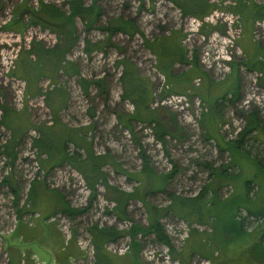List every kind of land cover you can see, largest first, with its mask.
Instances as JSON below:
<instances>
[{"label":"rangeland","instance_id":"rangeland-1","mask_svg":"<svg viewBox=\"0 0 264 264\" xmlns=\"http://www.w3.org/2000/svg\"><path fill=\"white\" fill-rule=\"evenodd\" d=\"M40 1L68 11L67 0H0V264H10L11 257L16 264H96L88 232L91 225L127 232L133 225L147 227L148 207L151 211L166 208L169 193L186 198L200 192L205 198L214 194L217 201L199 215L190 216L191 224L171 213L159 219L175 257L169 245L157 241L154 233L140 232L134 239L139 244L138 254L134 255L128 235L103 245L113 256L111 263L165 264L163 256L169 255L173 264H255L256 259L247 257L246 250L255 242H264V219L246 216L244 238L231 239L223 232L231 230L233 211L248 199H253L248 205L252 211L264 209V132L259 128L251 131L242 143L244 155H235L236 160L222 148L226 141L237 137L250 111L264 125V78L245 69L241 51L243 46L254 48L252 42L264 48V24L253 21L246 31V18L240 26L238 16L225 14L223 8L230 4L225 0H208L224 13L199 22L195 16L183 17L166 0H82L85 5L95 4L100 14L88 30L86 21L75 18L78 41L66 57L90 82L88 95L82 92L76 77L59 74L57 79L67 90L59 118L69 126L89 127L86 136H91L93 150L111 155L116 168L104 167L109 184L126 192L138 188L140 195L144 194L148 207L143 201L130 200L126 217L119 219L103 186L99 185L90 199V191L75 169L67 164L44 167L43 156L33 147L38 133L31 125L51 124L50 111L43 96L24 94L25 82L13 76L11 70L19 53L29 49L32 41L46 47L59 43L58 34L29 23V8L37 9ZM18 13L22 15V31L5 29L8 22L17 20ZM118 18L132 19L139 33L110 35L105 28L115 25ZM173 31L182 35L187 58L191 60L195 54L198 78L189 83L185 100L164 105L161 101L176 93L166 88L164 77L155 67V56L143 38L153 40ZM86 39L102 46V50L96 48L86 54ZM122 58L131 60L138 74L152 83L151 107L159 109L170 131L163 142L145 123L132 121L128 131L118 122L119 115L133 110L129 101L121 99L122 67L117 62ZM189 68L190 64H175L173 74ZM50 85L48 79L40 80L42 92ZM228 90H235L234 95L224 94ZM3 107L17 112L20 121L11 126L18 134L30 127L13 148V161L3 153L11 132L1 122ZM89 111H94V118L89 117ZM5 117L9 122L15 118L11 113ZM69 148L73 150L72 145ZM148 173L153 175L148 177ZM33 183L39 195L36 206L28 198ZM64 201L83 211L74 217L62 213ZM205 212L210 218H205ZM244 214V209H239L237 216L241 219ZM221 235L223 240H217ZM213 248V261L201 256Z\"/></svg>","mask_w":264,"mask_h":264},{"label":"trees","instance_id":"trees-1","mask_svg":"<svg viewBox=\"0 0 264 264\" xmlns=\"http://www.w3.org/2000/svg\"><path fill=\"white\" fill-rule=\"evenodd\" d=\"M97 0H93L95 3ZM154 2L156 0H148ZM172 3L181 13L183 17L195 16L197 19L202 20L212 9H219L217 4L209 2L208 0H166ZM223 2L224 0H218ZM229 1L227 7H224L225 12L231 15L238 16L239 19L250 17L249 10L250 0H225ZM68 11L62 10L60 7L40 1L37 9L29 8L30 21L32 25H38L42 29H48L59 35V43L54 44L51 47H46L40 41H32L29 49L22 50L17 58L14 70H11L13 76L22 79L25 82L24 94L28 97H34L41 95L44 98V104L50 111L51 124L40 123L31 125L38 136L33 139V147L37 150L38 154L43 156L42 164L44 167L61 166L63 164L69 165L75 169L81 177L84 179L91 197L96 195L99 185L103 186L107 193L110 195L111 201L114 202L113 212L117 218L123 219L126 217V208L130 200H140L148 207L144 197L140 195V190L135 188L132 192L123 191L116 186L109 184L107 180V174L104 171L106 165H110L113 169L115 162L108 152L102 154L96 153L92 147L91 136L87 138V126L73 127L66 125L59 118V113L64 109L67 101V90L57 79L59 74H64L68 77H76V81L79 84L82 92L88 95L89 81L80 76V72L75 62L68 60L66 55L71 48L76 45L78 41V35L74 25L75 18H80L82 21H86L85 25L88 30L98 18L100 11L95 4L85 5L82 0H67ZM249 4V5H248ZM254 5V4H253ZM258 9L253 11V21H259L264 24V4L260 7L256 4ZM22 13V12H21ZM18 13L16 21L14 19L8 22L5 29H16L18 32L22 31V15ZM241 26V25H240ZM109 34L114 32H121L133 36L135 33H139L138 28L135 26L132 19L122 20L118 18L115 25H110L105 28ZM144 39L145 46L155 56V67L159 73L164 76L166 82V88L176 94L185 95L186 89L189 83L198 78V70L196 64V56L193 55L192 59L187 58V51L182 45V35L177 31L169 32L167 35H162L153 40ZM240 41V40H239ZM238 41V43H239ZM109 44L108 40L106 44ZM237 43V44H238ZM238 46V45H237ZM96 48L102 50V46L99 44L91 43L89 40H85L84 52L91 54ZM243 48V47H242ZM254 49L257 50L255 54L249 58L243 59L245 69L248 71L256 72L261 78H264V48H259L254 45ZM246 54L244 53L243 56ZM21 65H18L19 60ZM122 67L121 81V99L129 101L133 110L127 115H119V124L131 131V122L145 123L154 129V135L158 141L163 142L165 135L170 134L168 125L162 121L159 113V109L151 107L152 92L151 81L143 76H140L137 72V68L132 64L131 60L120 59L117 62ZM175 64H190V68L180 74H173V68ZM48 79L50 86L42 92L39 81L42 79ZM92 83V82H91ZM234 91H227L224 94L234 95ZM104 104L107 103V99H104ZM94 110V109H92ZM22 111V110H21ZM19 111V112H21ZM13 114L15 118L6 120L5 114ZM255 113L250 111L248 118L245 121V125L237 131V137L225 142L224 150L228 151L231 159H235V155L242 157L244 155L242 143L248 138L251 131L255 128H259L264 132V125L258 123ZM5 117V119H4ZM22 117V116H21ZM89 117L94 118V111H89ZM174 120L172 115L169 123ZM20 121L17 117V112L12 111L9 108L3 107L2 110V124L9 129L10 139L9 143L4 145L3 153L6 154L12 161L15 159V152L13 148L17 146L20 137L28 130L27 127L23 132L18 134L16 128L11 123L17 124ZM27 123V122H26ZM19 136H18V135ZM18 136V137H16ZM69 145L73 146V150L69 148ZM242 150V151H241ZM245 157V156H243ZM145 159V157H143ZM238 158V157H236ZM232 159V160H233ZM236 160V159H235ZM256 165V163H255ZM257 166V165H256ZM258 167V166H257ZM262 172H264L262 170ZM148 177L153 174L148 173ZM247 184V182H246ZM35 188V183L30 185L29 188V200L33 206L38 203L39 195L38 190ZM247 189V188H246ZM246 189L244 195L246 197ZM162 191V190H160ZM214 193V192H213ZM170 204L166 208H154V211L149 209V224L147 227H141L138 225L131 226L129 232L124 230H118L112 227H101L97 224H93L88 228V232L91 236L92 245L94 247V256L96 264H112L111 259L113 256L109 254L103 245L108 241H117L121 237L128 235L131 237V248L134 251V255L138 254L139 244L136 242L135 235L142 232L143 234L154 233L157 241L169 245V250L175 257L176 252L173 246L169 242L167 234L164 232L162 225L159 222L161 215L171 213L174 216L185 220L186 222H192L189 218L192 215H199V212H203L209 205H213L217 198L214 194L210 198H205L203 192L193 197H181L172 193L168 194ZM248 199V198H247ZM215 200V201H214ZM249 202L245 205H241L237 210L233 211L231 215L232 226L231 230L224 231L223 234L231 235V239L244 238L246 236L244 229V219L246 216L264 219V209L255 212L248 208V205L253 199H248ZM211 202V204L209 203ZM200 205H203L200 207ZM239 209H244V217L238 218L237 213ZM62 213L70 217H74L83 211V209L71 208L65 201L60 209ZM21 214V211H19ZM205 218H210V213L205 212ZM200 221V220H199ZM191 224V223H190ZM189 225V224H188ZM21 227V225H20ZM224 236H220L217 240L222 241ZM219 241V242H220ZM214 248L207 254L203 255L199 251L198 253L207 260L213 259ZM247 257L256 259L255 264H264V242L258 241L252 244L249 249L246 250ZM251 259V258H250ZM213 261V260H212ZM10 264H16L14 257H11ZM223 264H227L223 262Z\"/></svg>","mask_w":264,"mask_h":264},{"label":"built area","instance_id":"built-area-1","mask_svg":"<svg viewBox=\"0 0 264 264\" xmlns=\"http://www.w3.org/2000/svg\"><path fill=\"white\" fill-rule=\"evenodd\" d=\"M218 10L217 9H214V10L212 9V11L209 14H207L208 16L206 15L203 19L204 20H209V18H211L212 14L215 15V16H217V15H223V13L225 12V10H224V12L221 9H218ZM225 14L229 15L230 17H236L237 18L236 15H231L230 13L225 12ZM203 19L202 20L198 19V22H199V20L200 21H203ZM256 23H260L263 26L262 22H256ZM196 81H198V80H196ZM185 99L186 98L184 97V95L175 94V95L168 96L167 98H165V100L161 101V103L164 104V105H168V104H171L173 101L180 102L181 100H185ZM163 259H164L163 262L165 264H173V262L171 261L169 255L163 256ZM175 264H177V263H175Z\"/></svg>","mask_w":264,"mask_h":264},{"label":"crops","instance_id":"crops-1","mask_svg":"<svg viewBox=\"0 0 264 264\" xmlns=\"http://www.w3.org/2000/svg\"><path fill=\"white\" fill-rule=\"evenodd\" d=\"M250 2H252L253 4H248L250 7V10H249V15H250V17L248 18V19H246L247 21H246V23H245V27H246V31H247V29L249 28L250 29V25L252 24V22H253V19L252 18H255V17H252L253 16V11L255 10V9H258L257 7H256V4L258 5V7H260V5L262 6V4H264L263 2H255V0H250ZM244 19V18H243ZM243 19H240V25L242 24V20ZM245 31V32H246ZM248 39H249V36H248ZM250 40V39H249ZM250 42H252V40H250ZM252 44V46H254L255 44H253V42L251 43ZM241 51H243V53H245L246 55L244 56L245 58L247 57V58H249L250 59V57H252L254 54H255V52H257V50H255L254 48H252V49H248L247 47H245V46H243V48H241ZM258 53V52H257ZM43 79H45V78H42L41 80H43ZM39 86H40V81H39Z\"/></svg>","mask_w":264,"mask_h":264}]
</instances>
